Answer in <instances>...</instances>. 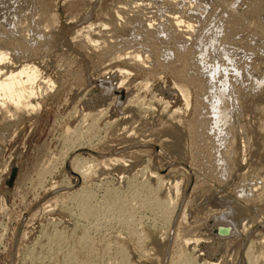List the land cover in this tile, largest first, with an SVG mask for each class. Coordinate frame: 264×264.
<instances>
[{
	"label": "rangeland",
	"instance_id": "374dc122",
	"mask_svg": "<svg viewBox=\"0 0 264 264\" xmlns=\"http://www.w3.org/2000/svg\"><path fill=\"white\" fill-rule=\"evenodd\" d=\"M0 4V264H264V0Z\"/></svg>",
	"mask_w": 264,
	"mask_h": 264
},
{
	"label": "bare ground",
	"instance_id": "6f19581e",
	"mask_svg": "<svg viewBox=\"0 0 264 264\" xmlns=\"http://www.w3.org/2000/svg\"><path fill=\"white\" fill-rule=\"evenodd\" d=\"M3 2H4V0H3ZM6 3H8V2H6ZM190 6H191V4H190ZM192 6H193V3H192ZM0 8H1V6H0ZM2 9L3 8H1V10ZM4 18H5V16H4ZM178 21H179V19H178ZM178 21H177V23H178V25H180V23H182V21H179V22ZM189 31H191V30H189ZM8 56H9V54L6 51H1L0 50V114H2L4 116V118H6V119L7 118L8 119H12V118H15L16 116H18L19 114L23 113V111H25L28 108H31L32 111L36 108V106L33 105L34 103H33L32 99H33V96L36 94L35 85H36V83L38 81V78L40 76V72L34 66H30V67H28V66L26 67L25 66V67L20 68V69L19 68L12 69V68L7 66V62L12 59L10 56L9 57ZM137 57H139V55H137ZM8 58H11V59L8 60ZM9 63H11V62H9ZM109 82H110V80H109ZM121 87H122L121 85L120 86L118 85L117 88L120 89ZM111 90H112V88H111ZM114 90H116V89H114ZM227 217H229L228 213L227 214L222 213L219 216H215L213 219L215 221H218V220L222 219L220 221L219 225L221 223L228 224L226 222L227 219H228ZM211 225L212 226L210 228H211L212 231L217 226H219L214 221L211 222ZM221 225H224V224H221ZM232 231H233L232 232V236H233L238 231L237 227L236 228L232 227ZM215 237L218 238L219 236L216 235ZM221 238H223V237H221ZM222 242H220V248L222 247L221 246ZM215 245H218V244L217 243L214 244L213 247H215ZM220 248H218V249H220ZM200 255H202V254H200ZM211 255L212 254H210V256ZM206 256H207V254H206ZM204 263H207V264H219L218 261L210 262L209 260L207 262L204 261Z\"/></svg>",
	"mask_w": 264,
	"mask_h": 264
},
{
	"label": "water",
	"instance_id": "95a60500",
	"mask_svg": "<svg viewBox=\"0 0 264 264\" xmlns=\"http://www.w3.org/2000/svg\"><path fill=\"white\" fill-rule=\"evenodd\" d=\"M17 175V168H12V174L10 176V179L7 181V186L11 188L14 184L15 178ZM215 235L223 238H229L232 236V227L229 225H219L214 230Z\"/></svg>",
	"mask_w": 264,
	"mask_h": 264
}]
</instances>
